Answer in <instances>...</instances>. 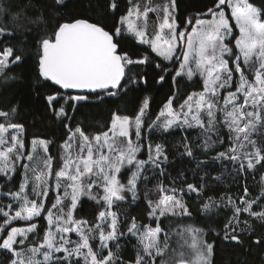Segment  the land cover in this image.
I'll return each mask as SVG.
<instances>
[{
    "label": "snow or ice",
    "instance_id": "1",
    "mask_svg": "<svg viewBox=\"0 0 264 264\" xmlns=\"http://www.w3.org/2000/svg\"><path fill=\"white\" fill-rule=\"evenodd\" d=\"M65 9L66 0H0V84L18 79L14 69L32 59L33 91L43 89L36 94L43 96L45 111L67 128L57 157L47 139H32L26 151L25 125L16 122L19 105L0 109V178L5 181L0 195L11 200L0 206V252L8 256L7 264H212L214 242L204 238V229L178 219L192 216L184 196L203 193L206 184L158 183L154 198L145 189L150 223L135 216L124 222L113 208L128 194L132 202L140 199L138 185L147 182L146 173L163 174L166 146L148 139L156 131L182 130L180 155L192 159L197 153L189 130L198 131L199 154L208 157L198 160V171L217 161L240 172L264 167V0H210L204 13L187 17L183 26L176 0H135L123 14L119 0H106L103 13L90 16ZM150 13L155 16L151 32ZM129 40L148 52L130 54ZM149 64L160 70L158 83L168 74L173 84L186 79L198 90L185 91L182 100L173 90L147 124L149 97L132 115L112 112L105 128L93 134L78 122L65 123L75 121L78 106L91 102L90 96L103 102L104 96L127 95L129 85L147 84L132 68ZM248 195L245 187L240 204L227 200L232 210L227 240L239 241L241 213L264 223V188L255 198ZM82 197L99 206L91 223L77 218ZM201 199L199 211L211 218L220 204L212 196ZM122 239L134 252L127 261L120 255Z\"/></svg>",
    "mask_w": 264,
    "mask_h": 264
},
{
    "label": "trees",
    "instance_id": "2",
    "mask_svg": "<svg viewBox=\"0 0 264 264\" xmlns=\"http://www.w3.org/2000/svg\"><path fill=\"white\" fill-rule=\"evenodd\" d=\"M66 2L67 9L65 11L69 14L75 12L90 16L103 13L106 0H66ZM119 4L120 14H123L125 8L130 6L131 0H119ZM206 5H210V0H176L177 22L183 26V21L187 17L204 13ZM113 19L114 17L110 15L107 17L109 23ZM127 48L130 54L133 51L148 52L147 46H137L131 40L128 41ZM132 72L144 74L147 78V84L140 81L135 86L129 85L130 90L127 95L104 96L103 102L96 100L94 96H90L91 102H85L78 106L80 111L75 114V121H65V123L72 127L74 123L78 122L87 133L93 134L105 128L110 121L112 112L119 111L121 114L132 115L135 111H138L144 98L149 97L148 118L146 119L148 123L156 117L167 98L172 95L173 90H179L178 99L180 100L183 99L185 91L198 90L194 89L192 82L186 79L177 78L176 83L173 84L171 75L168 74H165V81L158 83L160 70L151 64L133 67ZM14 74L19 78L8 82L6 85L0 84V109L7 110L9 105L18 104L19 113L16 122L25 125L24 139L26 145H31L34 138L51 140L53 143L49 145V152L57 157L59 145L66 139L67 128L62 126L60 119L45 111L46 106L43 96L36 94V92L43 91V89L36 86V92L33 91V78L35 76L33 60L29 59L24 65L15 68ZM72 93L76 94L78 92ZM189 131L191 134L188 136V140L197 153V159L180 155V152L183 151L181 144L185 135L182 130L177 129L172 135L158 131L152 133L154 144L161 143L166 146L169 162L163 166V174L158 171L146 173L148 176L145 174L148 177L147 182L138 185L141 192L140 199L132 202L131 195L128 194V200L119 202L118 207H115V209L121 220L126 222L129 217L135 216L139 222L150 223L151 221L146 215L147 206L143 193L145 189L151 190L149 198H154L158 183H162L166 187L176 188H186V183H194L198 186L203 183L207 185L203 193H187L184 196L185 201L189 204L192 216L178 218L181 223L204 229V238L209 243L214 242L212 264H264V223L261 221L250 217L248 213H241L239 217L241 224L237 229V234L240 237L239 241L224 238L225 225L232 215L231 206H225L227 200L230 198L240 204V198L244 195L245 187L248 188L249 192V195L245 197L246 199L258 196L261 189L264 188V180H262L264 167L257 166L255 170L240 172L228 162L217 161L210 164L204 171H198V160H206L208 157L199 154L197 148V145L201 143L199 132ZM213 138L215 139V137ZM218 150L223 151L224 148L220 147ZM212 155H215V152H212ZM16 179L19 180V175ZM208 196L217 199L220 204V208L211 214V218L208 214L199 211L203 202L201 197L206 199ZM98 209L99 206L94 201L85 197L81 200L77 209V218L86 219L91 223L95 219ZM254 210L259 211L255 205ZM245 221L247 226L244 224ZM40 223H43V221H40ZM167 224L168 221L162 218V227H165V231H168ZM121 230H126V223L121 224ZM161 239H163V236ZM258 239L260 243L256 242ZM132 243H135V238L132 239ZM120 244L122 246L120 255L123 260L132 259L134 252L127 240L122 239ZM113 251H116V249L113 248ZM7 261L8 256L0 252V264H7Z\"/></svg>",
    "mask_w": 264,
    "mask_h": 264
},
{
    "label": "rangeland",
    "instance_id": "3",
    "mask_svg": "<svg viewBox=\"0 0 264 264\" xmlns=\"http://www.w3.org/2000/svg\"><path fill=\"white\" fill-rule=\"evenodd\" d=\"M133 2H135V0H131V3H133ZM140 2L141 3H143L144 2V0H140ZM156 2L158 3V2H160V0H156ZM155 21V16L153 15V14H149V25H150V27H149V32H151L153 29H152V25H153V22ZM146 122V124H147V121H145ZM149 123V122H148ZM159 132V131H158ZM148 139H149V141L151 142V143H153V141H152V133H149L148 134ZM214 139V138H213ZM154 144V143H153ZM26 151H30L31 150V145H29V146H27L26 145V149H25ZM143 155L144 154H142L141 155V157L140 158H143V159H146L147 157H146V154L144 155V157H143ZM53 156V155H52ZM53 157H56V156H53ZM147 175V174H146ZM148 176V175H147ZM3 179V178H2ZM122 181H124V182H126V180H125V178L124 177H122ZM5 183V181H4V179L3 180H1L0 179V184H4ZM5 191H7V189H5ZM95 191V190H94ZM50 198H51V194H50ZM83 198H85V197H82L81 198V200L83 199ZM7 203H11V200L10 199H7V198H5L4 196H2V195H0V206H2V205H4V204H7ZM113 210L114 211H116V209H115V206H114V208H113ZM77 237H76V235L75 234H73L72 235V239H76ZM212 259V258H211Z\"/></svg>",
    "mask_w": 264,
    "mask_h": 264
},
{
    "label": "water",
    "instance_id": "4",
    "mask_svg": "<svg viewBox=\"0 0 264 264\" xmlns=\"http://www.w3.org/2000/svg\"><path fill=\"white\" fill-rule=\"evenodd\" d=\"M71 92H80V91H82V90H70ZM85 93H86V91H85Z\"/></svg>",
    "mask_w": 264,
    "mask_h": 264
}]
</instances>
